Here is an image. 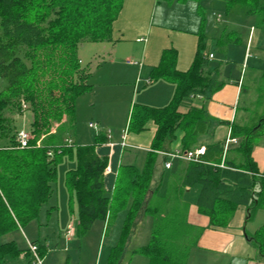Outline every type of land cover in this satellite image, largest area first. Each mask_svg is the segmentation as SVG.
<instances>
[{
  "label": "trees",
  "instance_id": "obj_1",
  "mask_svg": "<svg viewBox=\"0 0 264 264\" xmlns=\"http://www.w3.org/2000/svg\"><path fill=\"white\" fill-rule=\"evenodd\" d=\"M230 3L264 22V0ZM123 5L124 0H0V263H31L17 262L22 254L31 256L29 249H20L14 240L2 242V238L40 218L55 196L58 169L64 163L70 166L64 182L68 214L78 218V235L95 222L108 229L121 220L120 235L106 264L122 263L141 218L151 220L150 239L134 255L145 257L148 264H190L206 228L226 229L240 206L247 208L248 220L264 209V174L260 175L252 158L256 140L264 136L263 117L247 126L232 124L231 137L239 140L234 149L225 152V142L207 144L202 162L173 160L171 168H164L159 180L155 179L157 152L172 153L178 130L184 133L181 154L194 151L210 131L205 106L179 112L191 95L207 100L226 83L219 81L218 67L209 68L202 39L188 71L177 70L173 50L165 51L152 70L151 82H171L175 94L161 108L133 104L128 132L140 134L150 121L157 131L143 165H122L114 189L106 191L108 160L96 153V147L108 143L106 132L100 131L93 144L85 146L75 144L71 134L77 101L93 89L92 74L82 65L79 50L86 42L112 41ZM22 102L33 115V138L23 149L17 142L15 122L6 116L8 110L21 113ZM68 140L73 143L68 145ZM4 141L8 145H2ZM168 159L165 155L163 162ZM192 205L208 218L207 227L190 220ZM250 240L264 255V227ZM32 243L43 257L47 246L39 240Z\"/></svg>",
  "mask_w": 264,
  "mask_h": 264
},
{
  "label": "crops",
  "instance_id": "obj_2",
  "mask_svg": "<svg viewBox=\"0 0 264 264\" xmlns=\"http://www.w3.org/2000/svg\"><path fill=\"white\" fill-rule=\"evenodd\" d=\"M158 1L159 0H124L121 13L114 23L112 41L109 42L112 45L113 51V53H110L111 62L109 65H116V71L112 70L111 75L113 77L110 81H104V87L97 85L96 88V85L91 83L93 89L90 94L92 93L93 96H96L98 88L104 91L102 92L104 100L100 101V103L96 102L95 105L92 102L91 105L95 107L96 104H100L105 107L107 113L109 110H113V114L116 115L119 114L120 110V115L123 117V120L121 124H119L120 127H117V130L110 126V124L114 123H110L102 115L97 117L98 115L94 113L89 124H97L99 132L110 130L113 134V141L116 143H120L122 136L126 133V143L129 145L127 148H122L118 144L115 146H108L104 143L96 147L98 157L108 160V167L104 172V185L108 192L114 189L116 178L122 165H143L145 154L151 150L152 142L157 131L156 124L150 121L144 132L140 134L128 132L127 123H129L130 111L133 104L139 103L161 108L167 106L175 94V84L164 80L151 82L150 76L152 70L160 64L162 55L165 51L173 50L177 54V70L180 72L188 71L194 62L200 44V36L196 39L194 36L186 35L180 36L176 44L175 41L170 40L171 38L168 31L162 27H155L153 25L151 16L152 7H154L156 2L158 4ZM140 13H144V22L141 27L137 26V28H134L135 18ZM123 17H129V29H124L122 26ZM255 32L256 27L253 25L250 27L247 40L244 43L245 52L243 50H234L230 47L231 59L227 68L216 66L218 67L217 72L219 73V81H226L220 89L211 94L207 100H204L201 95H191V97L185 100L180 106L179 112L182 114L188 113L192 107L201 108L205 106L209 116L210 131L207 135L200 138V146L195 150L206 147V145L210 143L226 142V140L231 137L232 124H237L239 126H247L249 124V112L243 111L240 115L241 100L243 91L245 90L246 79H248L249 85L253 86L258 85L261 80L264 81V64H259L257 68L249 67L248 64L253 57L251 59H246L249 52L250 55L252 54ZM230 38L231 37L228 35L226 40ZM239 42L240 38L236 37L234 43L237 45ZM227 43H229V41H227ZM83 45L81 47H83ZM210 54L214 55V59H209L211 63L216 57L214 52L210 51L208 56H210ZM246 61L247 65L245 64ZM257 61L259 60L257 59ZM239 62H243V65L242 70L238 73V71H234V67L238 65ZM87 66L91 73L93 68L90 64ZM249 68H251L252 73L246 78ZM93 75L94 74H92V76ZM123 86H132V91H130L129 95L119 90ZM193 96L194 98H192ZM81 98L78 99L77 103ZM119 101L121 105L118 103ZM125 103L126 106H124ZM110 106L111 108H109ZM258 115L259 117L264 116V104ZM89 124L88 129H90ZM96 135L95 131L94 133L90 131V134L84 131L78 134V138L72 137V139L75 144L85 146L93 144ZM183 136L184 133L181 130L176 132V139L171 145L172 153L180 151ZM260 138L264 139V136ZM237 141L239 142L238 139ZM237 145L238 143L231 144L229 149H234ZM157 153L159 154V159L155 170L156 181L159 180V177L164 171L165 163L171 162L172 164L173 160H176L168 159L166 162H163L165 153ZM252 158L258 167L260 175L264 174V145L260 146L258 142L255 144L252 151ZM60 167L64 169L63 182H65V174L70 166L64 163L60 165L59 168ZM57 193L58 184L56 185V193L52 202L47 208L42 209L41 214L44 211L46 216H51L50 218L52 220L54 215H56L57 222L60 224L59 219H61V212H63V218H65L66 215L68 216V214H66L68 213V209L66 212H64V210L60 212V201ZM247 216V208L245 206H240L226 229L206 228L198 241L197 248L192 252L190 264H264V255L260 254L255 243L250 240L256 232L264 227V209L257 210L250 220H248ZM50 218H48V220ZM73 218L76 219L75 217ZM73 218L70 219L74 220ZM190 220L199 226H208V218L199 215L197 207L194 205L190 207ZM118 222L119 225L121 220ZM43 223V226L48 225L46 221H43ZM69 224L70 222L67 224V227ZM118 225L115 226V228L119 227ZM66 232L67 229L65 230V233ZM55 234L57 233H54L53 236L59 237V235ZM46 236L52 237L51 233Z\"/></svg>",
  "mask_w": 264,
  "mask_h": 264
},
{
  "label": "rangeland",
  "instance_id": "obj_3",
  "mask_svg": "<svg viewBox=\"0 0 264 264\" xmlns=\"http://www.w3.org/2000/svg\"><path fill=\"white\" fill-rule=\"evenodd\" d=\"M231 0H159L158 4L152 7V23L155 27H162L170 34V40L178 43L180 36H194L196 39L200 36L206 43V54L210 51L214 52L216 59L210 63L209 68H215L216 66L226 67L230 64L231 54L230 47L234 50H243L245 52V42L247 40L248 33L251 26L256 27L254 36V43L252 48V54L248 50V58L253 59L249 62V67L259 66L264 64V22L257 15H250L248 10L244 7L233 5ZM140 11V10H139ZM220 20L218 21V17ZM144 22V13H140L135 18V27H141ZM122 26L124 29L130 28L129 17H123ZM191 33V34H189ZM229 33V34H228ZM236 33V35H235ZM231 37L226 40L227 37ZM240 38L239 44L234 43L235 38ZM229 41V43H227ZM198 50V49H197ZM260 50V51H259ZM240 52V51H239ZM112 51V45L109 42L100 43H84L83 47L79 50V57L82 60V65H91L93 68L90 78V83L104 87V81H110L112 79V70L116 71V65L110 66ZM259 53V54H256ZM257 59L259 61H257ZM122 63V62H121ZM247 65V61L245 63ZM243 62H239L234 67V71L238 73L242 70ZM247 76L252 73L251 68L247 71ZM225 79V78H224ZM245 90L242 94L240 115L243 111L249 112L250 123L257 121L259 118V112L264 104V81L256 86L249 85L248 79H246ZM118 90V89H117ZM124 94L129 95L132 91V86L121 87ZM103 90L97 89L96 96L86 94L77 103V112L75 119L74 132L71 134L73 138H78V134L86 131L90 134L94 133V130L88 129V124L91 117L97 114L99 117L102 115L110 123L112 128L120 127L123 117L119 114H113V110H109L108 113L104 106L95 103L104 100ZM210 96V95H208ZM100 97V99H99ZM94 105H91V103ZM135 102V101H134ZM121 105V102H118ZM21 113L14 110H8L6 112L7 118L14 121L19 132L22 130L30 132L32 127L33 115L30 112L27 104L22 102ZM126 106V103L125 105ZM94 107V109H93ZM111 108V106L109 107ZM264 118V116H261ZM65 121V118L63 119ZM128 124V123H127ZM124 127V126H123ZM55 130H53L54 132ZM33 138V136H32ZM44 137L40 138L38 142H42ZM258 144L264 145V139L258 138L256 140ZM2 145H8L7 141L1 143ZM64 169H58V198L60 201V212L68 209V191L63 184ZM68 214V213H66ZM51 217V216H50ZM43 211L40 218L31 222L20 231H16L2 238V242L16 241L18 247L22 250H28L29 244H33V241L39 240L43 245H46V252L43 257L38 255L43 264H106L108 251L117 242L120 235V224L116 222L115 225L110 228H106L102 222H95L89 231L78 235L77 226L78 218L71 217L69 214L63 218V212H61L60 224L57 222L56 215L53 220ZM48 218H50L48 220ZM73 218L74 220H71ZM43 221H46L48 225L43 226ZM72 221V222H71ZM148 217L141 218L135 225L132 234L128 240L127 248L124 252V257L121 264H148V260L141 255H134V251L145 246L150 239L151 223ZM70 224L67 227V224ZM119 226L115 228V226ZM67 232L65 233V230ZM51 236H46L50 234ZM59 235V237L53 236ZM37 246V245H36ZM39 249V246H37ZM264 260V259H263ZM31 261L33 264V256L26 257L22 254L17 262L27 263ZM5 264V263H0ZM11 264V263H10ZM13 264V263H12Z\"/></svg>",
  "mask_w": 264,
  "mask_h": 264
},
{
  "label": "built area",
  "instance_id": "obj_4",
  "mask_svg": "<svg viewBox=\"0 0 264 264\" xmlns=\"http://www.w3.org/2000/svg\"><path fill=\"white\" fill-rule=\"evenodd\" d=\"M218 21H221L220 16L217 18ZM209 59L212 60L214 59V55L210 54ZM194 98V96L192 97ZM89 128L94 130L96 132V134L99 133V127L97 124L95 123H90L89 124ZM107 134V138H108V143H106L108 146H115L116 144H118L120 147L122 148H127L129 147V145L126 143V137L125 134L122 136V139L120 141V143H116L113 141V134L110 130L106 131ZM32 139V135L30 134V132H26L24 130H22L21 132L18 133L17 135V142L19 144V148H27L29 146V142ZM73 142L72 140H68L67 144L71 145ZM238 141L237 139H234L232 137H229L226 142H225V151H227L229 149V146L231 144H237ZM40 142L37 143L38 146H40ZM206 148L205 147H201L198 150H195L193 152H189L186 154H181L180 152H175V153H170V154H164L166 156L169 157V159H181V160H185L188 162H197L200 163L202 162V160L200 159L202 155H204ZM172 166L171 162H166L165 163V168L166 169H170ZM70 231L67 232V234H69ZM29 250L30 253L33 256V264H43L42 260L40 259L39 255H38V247L35 244H29Z\"/></svg>",
  "mask_w": 264,
  "mask_h": 264
},
{
  "label": "bare ground",
  "instance_id": "obj_5",
  "mask_svg": "<svg viewBox=\"0 0 264 264\" xmlns=\"http://www.w3.org/2000/svg\"><path fill=\"white\" fill-rule=\"evenodd\" d=\"M168 157V156H167ZM169 158V157H168Z\"/></svg>",
  "mask_w": 264,
  "mask_h": 264
}]
</instances>
